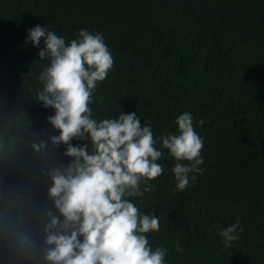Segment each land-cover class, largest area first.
Returning a JSON list of instances; mask_svg holds the SVG:
<instances>
[{"label": "trees", "instance_id": "trees-1", "mask_svg": "<svg viewBox=\"0 0 264 264\" xmlns=\"http://www.w3.org/2000/svg\"><path fill=\"white\" fill-rule=\"evenodd\" d=\"M37 24L66 42L104 33L115 63L90 104L96 118L135 111L158 137L193 113L205 170L177 190L165 150L154 190L133 198L159 216L148 235L167 264H264V0H0V264H51L48 172L69 160L50 140L54 110L35 96L47 61L25 38ZM237 217L241 239L225 249L219 229Z\"/></svg>", "mask_w": 264, "mask_h": 264}, {"label": "clouds", "instance_id": "clouds-1", "mask_svg": "<svg viewBox=\"0 0 264 264\" xmlns=\"http://www.w3.org/2000/svg\"><path fill=\"white\" fill-rule=\"evenodd\" d=\"M27 31L26 42L39 48L37 60L47 61L37 76L41 87L35 96L54 110L47 121L58 134L50 140L64 145L69 158L48 172L56 212L49 210L44 229L46 259L51 264H167L169 249L154 247L148 235L159 232V216L141 211L133 198L154 190L151 181L164 173L158 161L165 150L175 159L171 171L177 190L189 187L205 170L204 137L193 113L182 112L176 117L177 131L158 137L135 111L98 119L90 104L115 63L104 33L81 28L66 42L47 25ZM34 147L39 151L46 143ZM242 233L239 217L220 227L224 248ZM175 247L183 251L178 242Z\"/></svg>", "mask_w": 264, "mask_h": 264}, {"label": "rangeland", "instance_id": "rangeland-1", "mask_svg": "<svg viewBox=\"0 0 264 264\" xmlns=\"http://www.w3.org/2000/svg\"><path fill=\"white\" fill-rule=\"evenodd\" d=\"M24 184H26V183H24ZM21 186V185H20Z\"/></svg>", "mask_w": 264, "mask_h": 264}]
</instances>
